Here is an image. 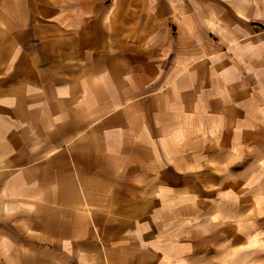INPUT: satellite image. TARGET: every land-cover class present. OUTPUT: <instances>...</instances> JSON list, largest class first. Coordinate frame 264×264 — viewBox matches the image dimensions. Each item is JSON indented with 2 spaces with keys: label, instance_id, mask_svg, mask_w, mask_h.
Returning a JSON list of instances; mask_svg holds the SVG:
<instances>
[{
  "label": "crops",
  "instance_id": "1",
  "mask_svg": "<svg viewBox=\"0 0 264 264\" xmlns=\"http://www.w3.org/2000/svg\"><path fill=\"white\" fill-rule=\"evenodd\" d=\"M0 264H264V0H0Z\"/></svg>",
  "mask_w": 264,
  "mask_h": 264
}]
</instances>
